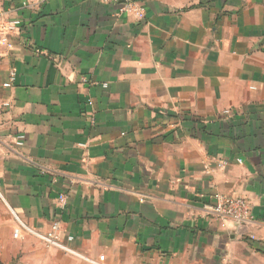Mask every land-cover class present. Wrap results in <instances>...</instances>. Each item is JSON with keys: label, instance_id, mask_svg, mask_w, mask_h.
I'll return each instance as SVG.
<instances>
[{"label": "crops", "instance_id": "crops-1", "mask_svg": "<svg viewBox=\"0 0 264 264\" xmlns=\"http://www.w3.org/2000/svg\"><path fill=\"white\" fill-rule=\"evenodd\" d=\"M120 6L0 0V264H264V0Z\"/></svg>", "mask_w": 264, "mask_h": 264}, {"label": "built area", "instance_id": "built-area-1", "mask_svg": "<svg viewBox=\"0 0 264 264\" xmlns=\"http://www.w3.org/2000/svg\"><path fill=\"white\" fill-rule=\"evenodd\" d=\"M45 0H21V4L26 9H34L40 6ZM101 2H115L120 3V12L125 14H136L142 17L144 15V9L135 7V0H99ZM22 28L21 20L18 18L7 19L0 22V35L3 41L6 40L7 36L17 33ZM16 72L12 71L9 76V80L6 82L5 86H13L16 80ZM81 79L86 82L87 77L83 76ZM229 113V110L225 111ZM24 135H18L16 137L17 145L24 144ZM216 202L212 207V212L220 218L222 221H227L229 219H236L239 221L247 220L251 217V206L249 201L243 196H230L225 194H216ZM59 204L61 206L65 205L66 195L60 194L58 197ZM15 219L19 223V228L15 230L14 236L19 237L21 229H25L29 233H32L42 239L48 247H57L64 250L67 253L79 255L80 253L74 249L71 243L74 241L75 237L72 234H64L62 227V221L55 219L50 229L47 231H39L36 228L30 227L14 213Z\"/></svg>", "mask_w": 264, "mask_h": 264}]
</instances>
